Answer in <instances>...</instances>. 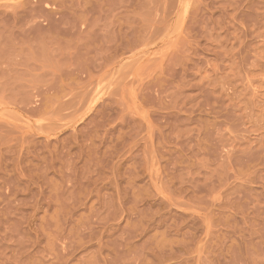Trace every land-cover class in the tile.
<instances>
[{"label":"rangeland","instance_id":"1","mask_svg":"<svg viewBox=\"0 0 264 264\" xmlns=\"http://www.w3.org/2000/svg\"><path fill=\"white\" fill-rule=\"evenodd\" d=\"M0 264H264V0H0Z\"/></svg>","mask_w":264,"mask_h":264}]
</instances>
